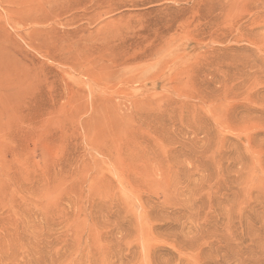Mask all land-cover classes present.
Instances as JSON below:
<instances>
[{"label": "rangeland", "instance_id": "1", "mask_svg": "<svg viewBox=\"0 0 264 264\" xmlns=\"http://www.w3.org/2000/svg\"><path fill=\"white\" fill-rule=\"evenodd\" d=\"M0 264H264V0H0Z\"/></svg>", "mask_w": 264, "mask_h": 264}]
</instances>
